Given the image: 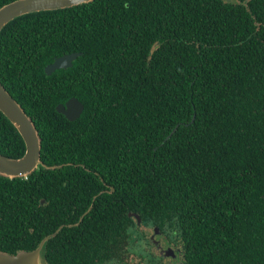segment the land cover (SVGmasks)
<instances>
[{
  "label": "trees",
  "instance_id": "obj_1",
  "mask_svg": "<svg viewBox=\"0 0 264 264\" xmlns=\"http://www.w3.org/2000/svg\"><path fill=\"white\" fill-rule=\"evenodd\" d=\"M73 52L71 67L45 72ZM0 81L50 167L0 174L2 251L51 235L46 264H164L136 213L183 264H264V0L30 12L0 31ZM71 97L84 104L74 121L56 109ZM25 151L0 111V152Z\"/></svg>",
  "mask_w": 264,
  "mask_h": 264
},
{
  "label": "water",
  "instance_id": "obj_2",
  "mask_svg": "<svg viewBox=\"0 0 264 264\" xmlns=\"http://www.w3.org/2000/svg\"><path fill=\"white\" fill-rule=\"evenodd\" d=\"M90 1L93 0H14L0 7V31L10 21L24 14L34 11L66 8ZM79 55H81L80 52L62 55L48 64L45 72L50 75L57 69L69 68ZM56 109L59 113L65 115L67 119L74 121L82 115L84 104L77 97H71L66 103H59ZM0 111L17 128L26 145V151L20 158H11L0 152V174L13 179L33 173L40 165L50 168L41 159V137L34 122L1 81ZM51 168H55V166H51ZM129 215L136 219L138 225L142 224V219L138 214L129 213ZM61 228L62 226L53 235ZM159 233V228L155 227L152 238ZM50 237L51 235L44 237L39 245L31 251L22 250L15 255L0 253V264H46L45 249ZM165 255L175 257L176 252L172 247H168L165 250Z\"/></svg>",
  "mask_w": 264,
  "mask_h": 264
},
{
  "label": "rangeland",
  "instance_id": "obj_3",
  "mask_svg": "<svg viewBox=\"0 0 264 264\" xmlns=\"http://www.w3.org/2000/svg\"><path fill=\"white\" fill-rule=\"evenodd\" d=\"M140 227H141V229H142V231H144V233L147 235V237L148 238H151L152 239V235L154 234V229H155V227L154 226H146V225H139ZM155 238H157L159 241H160V243L162 244V245H164V247H165V249H167L166 248V246H167V238H166V236L164 235V234H162V233H159L158 235H156L155 236ZM143 245H144V250L145 251H148V249L149 250H151V252L152 253H155V254H158V253H160V250H159V247H157L156 245H151V244H147V243H143ZM170 246H172V245H170ZM176 247H179V248H181V246L179 245V246H177L176 245ZM176 247H173L172 246V248L174 249V250H176ZM131 254V257L134 259L136 256H138L139 257V255L138 254H136V253H134V252H131L130 253ZM163 254H164V251H163ZM164 259H163V263L164 264H183L182 263V260H178L177 258H176V256L175 257H171V256H167V255H165L164 254ZM174 259V260H173Z\"/></svg>",
  "mask_w": 264,
  "mask_h": 264
},
{
  "label": "flooded vegetation",
  "instance_id": "obj_4",
  "mask_svg": "<svg viewBox=\"0 0 264 264\" xmlns=\"http://www.w3.org/2000/svg\"><path fill=\"white\" fill-rule=\"evenodd\" d=\"M161 233V232H160ZM152 241L154 242V245H156L157 247H159V250H160V253H158V255H160V256H162V255H164L163 254V251L165 252V247H164V245H162L161 243H160V241L157 239V238H152ZM171 244H169V242L167 241V246H166V248H168V247H172V246H170ZM177 250H180L179 248H177ZM0 253H5V254H9V255H15V254H17L18 253V251L17 252H15V253H9V252H5V251H2L1 249H0Z\"/></svg>",
  "mask_w": 264,
  "mask_h": 264
}]
</instances>
